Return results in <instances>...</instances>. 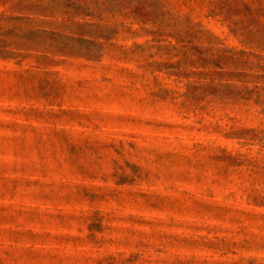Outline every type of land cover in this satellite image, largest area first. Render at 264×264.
Here are the masks:
<instances>
[{"label":"rangeland","instance_id":"rangeland-1","mask_svg":"<svg viewBox=\"0 0 264 264\" xmlns=\"http://www.w3.org/2000/svg\"><path fill=\"white\" fill-rule=\"evenodd\" d=\"M17 1L0 0V264H264V0L75 21Z\"/></svg>","mask_w":264,"mask_h":264},{"label":"trees","instance_id":"trees-1","mask_svg":"<svg viewBox=\"0 0 264 264\" xmlns=\"http://www.w3.org/2000/svg\"><path fill=\"white\" fill-rule=\"evenodd\" d=\"M67 0L64 5H61L60 0H18L15 2L13 7L18 11H30L32 13H36L39 15L46 16H55L59 9H63V13L65 14V19L70 21H75V18L80 14L85 15H94L95 12L91 11V4L95 3L96 6H104L106 10L109 12L116 13L117 11L122 12L124 15L128 14V8L130 4L133 2L139 3L141 5H157L161 2V0ZM91 1V2H89ZM100 18L102 14H99ZM22 17H28L23 15ZM144 21L152 20L153 22H159L161 25L159 18L154 17H140ZM154 33L164 34V35H174L180 41H189V35L187 32H179V33H167L164 32L160 27L154 31Z\"/></svg>","mask_w":264,"mask_h":264}]
</instances>
